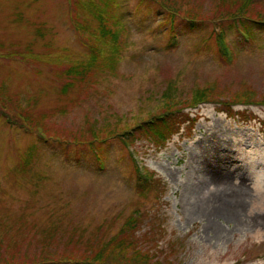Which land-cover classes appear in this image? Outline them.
Returning <instances> with one entry per match:
<instances>
[{
  "label": "rangeland",
  "instance_id": "rangeland-1",
  "mask_svg": "<svg viewBox=\"0 0 264 264\" xmlns=\"http://www.w3.org/2000/svg\"><path fill=\"white\" fill-rule=\"evenodd\" d=\"M156 12L138 0H0V264H82L132 217L148 264H264V37L226 30L223 60L208 28L181 25L169 48ZM167 108L190 124L165 145H131L159 180L140 193L115 135Z\"/></svg>",
  "mask_w": 264,
  "mask_h": 264
},
{
  "label": "trees",
  "instance_id": "trees-1",
  "mask_svg": "<svg viewBox=\"0 0 264 264\" xmlns=\"http://www.w3.org/2000/svg\"><path fill=\"white\" fill-rule=\"evenodd\" d=\"M218 1L220 0H217L214 4ZM257 1L263 0H235L233 2H225V0H222L218 6L212 5L211 7H207V10L201 3L197 2V0H138V4L149 3L157 5V12L155 15L161 18L160 26L166 29L165 33L168 35L167 43L169 48L174 46L177 30H179L181 25L187 27L194 33L201 32L206 27L210 31L208 37L211 38L215 36L218 51L221 53L222 59L226 60L225 56L227 58L228 56L229 58L231 57L230 49L226 43V30L232 29L239 37L248 41L255 40L257 33H259L261 37H264V8L261 6L250 7L251 3ZM91 4L92 3H90L89 6ZM93 11V7H90L89 13L98 20L101 26L103 24V17ZM109 19H111V16ZM103 31H105V33H102L101 37H108L111 35V32L106 29ZM89 48L91 49V47ZM100 53L97 52V49L92 52L95 61L99 59ZM110 61L112 62L113 58H110ZM95 65L100 64L96 63L87 68L91 70ZM87 68H84L85 72L88 70ZM207 97L208 94L206 92L199 94V99L203 102H205ZM209 99L210 98H207V100ZM248 102H250V100L244 103ZM198 104L199 103H194L193 106L196 107ZM225 104L222 111L230 116L234 104L230 102H225ZM175 110L176 111L167 108L161 114L142 121L133 128L115 135V138H117L120 144L121 151L128 157L127 160L129 161L131 169H133L134 188L140 193H150L159 185V180H153L152 174L139 171L130 155H127L128 152H125L127 149L126 146L132 145L141 137H147L153 140L158 146L165 145L173 135L178 133L183 123L188 122V124H190L189 118L182 113V108H177ZM17 119L18 118H15V121H17ZM10 120L11 119L7 120L9 124ZM105 139L106 138L101 139L104 141L103 143H105ZM93 141L94 139H92V137L88 141L90 150L85 148L93 160L102 161L103 157H107L108 151L98 149L95 147L96 144L92 143ZM137 211L140 212V210ZM138 223L139 219L137 217H132V220L129 222V226L132 225V227H127V225H125L129 230H123L121 234H119V232L98 247L90 244L88 250L86 252H81L80 256L77 258H81L82 264H148V257L146 255H140L139 251L135 249L136 242L133 240V232ZM129 251H132L130 255L131 258L127 256ZM68 259L71 261L73 260L72 258ZM58 261L59 263L57 261H51L52 263L49 261V263H46L42 259H31L30 263L21 262L20 264H61L63 262L62 260Z\"/></svg>",
  "mask_w": 264,
  "mask_h": 264
},
{
  "label": "bare ground",
  "instance_id": "bare-ground-1",
  "mask_svg": "<svg viewBox=\"0 0 264 264\" xmlns=\"http://www.w3.org/2000/svg\"><path fill=\"white\" fill-rule=\"evenodd\" d=\"M238 144H240V145H243V146H244V145H245V142H244L243 140H241V141H239V142H238ZM219 161H221V163H222V160H219ZM250 163H253V162L251 161ZM262 191H263V190H262Z\"/></svg>",
  "mask_w": 264,
  "mask_h": 264
}]
</instances>
